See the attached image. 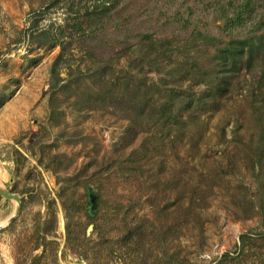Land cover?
I'll return each instance as SVG.
<instances>
[{
    "label": "rangeland",
    "instance_id": "1",
    "mask_svg": "<svg viewBox=\"0 0 264 264\" xmlns=\"http://www.w3.org/2000/svg\"><path fill=\"white\" fill-rule=\"evenodd\" d=\"M97 2L0 0V187L24 200L11 223L16 203L0 202V264H264L263 63L184 128L155 126L109 83L174 86L182 56L141 37L225 43L224 15L246 0ZM250 13L239 37L264 0Z\"/></svg>",
    "mask_w": 264,
    "mask_h": 264
},
{
    "label": "trees",
    "instance_id": "2",
    "mask_svg": "<svg viewBox=\"0 0 264 264\" xmlns=\"http://www.w3.org/2000/svg\"><path fill=\"white\" fill-rule=\"evenodd\" d=\"M112 1L98 0L102 4L97 2L98 7L94 9L95 12L101 7L104 10H109ZM250 6L251 0H246L241 6L233 9L231 15H224L222 31L227 35L225 43L203 34H198L197 38L191 36L184 40L142 36L139 45L157 54L159 59L170 61L173 57L182 56L184 63L180 67V79L169 88L157 86L149 88V86L146 87L147 84L142 85L141 83L136 86L137 82L131 75L119 76L111 73L109 75L111 91L123 87V90L127 89L132 92L128 103L136 106L139 111L149 109L155 126L179 125L181 128L188 124L184 121L183 114L188 115L191 124L190 116L198 112H195L198 103L202 109L210 107L212 111H220L223 101L234 86V80L241 67L250 66L255 60V56L263 63V69L257 82L258 91H262L261 88L264 89V14L260 20L253 22L252 28L247 31L245 37H239L234 33L237 26L242 25L246 19L251 17ZM77 20H79V16ZM256 37L258 45H255L254 42ZM200 45H204L205 48L211 47L214 49V53L209 54L208 51H205L204 58L200 55ZM151 52L150 54H152ZM132 86L133 89H131ZM197 88H200L199 93H197ZM2 200L0 197V202ZM23 203L22 199L21 208ZM90 216H93L92 212H90ZM245 238L246 236L243 235L240 240Z\"/></svg>",
    "mask_w": 264,
    "mask_h": 264
},
{
    "label": "water",
    "instance_id": "3",
    "mask_svg": "<svg viewBox=\"0 0 264 264\" xmlns=\"http://www.w3.org/2000/svg\"><path fill=\"white\" fill-rule=\"evenodd\" d=\"M0 197L5 200H11L16 203V209L14 214L8 219L7 223L13 222V220L18 216L20 210H21V200L19 196L11 194L10 192L4 190L3 188L0 187ZM93 208V202L91 203V208Z\"/></svg>",
    "mask_w": 264,
    "mask_h": 264
},
{
    "label": "built area",
    "instance_id": "4",
    "mask_svg": "<svg viewBox=\"0 0 264 264\" xmlns=\"http://www.w3.org/2000/svg\"><path fill=\"white\" fill-rule=\"evenodd\" d=\"M74 264H86L84 261L82 260H74L73 262Z\"/></svg>",
    "mask_w": 264,
    "mask_h": 264
}]
</instances>
